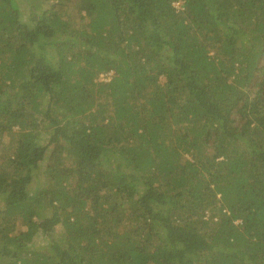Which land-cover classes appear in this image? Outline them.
<instances>
[{
  "label": "trees",
  "instance_id": "obj_1",
  "mask_svg": "<svg viewBox=\"0 0 264 264\" xmlns=\"http://www.w3.org/2000/svg\"><path fill=\"white\" fill-rule=\"evenodd\" d=\"M0 264H264V0H0Z\"/></svg>",
  "mask_w": 264,
  "mask_h": 264
},
{
  "label": "rangeland",
  "instance_id": "obj_2",
  "mask_svg": "<svg viewBox=\"0 0 264 264\" xmlns=\"http://www.w3.org/2000/svg\"><path fill=\"white\" fill-rule=\"evenodd\" d=\"M181 3H183V1L174 3V6H176V9H181Z\"/></svg>",
  "mask_w": 264,
  "mask_h": 264
},
{
  "label": "bare ground",
  "instance_id": "obj_3",
  "mask_svg": "<svg viewBox=\"0 0 264 264\" xmlns=\"http://www.w3.org/2000/svg\"><path fill=\"white\" fill-rule=\"evenodd\" d=\"M108 76H110V74ZM108 76H104L103 78H101V80L102 81H108L110 79Z\"/></svg>",
  "mask_w": 264,
  "mask_h": 264
}]
</instances>
